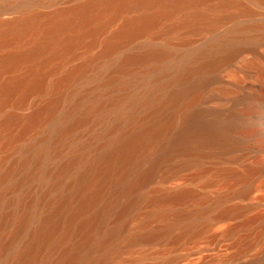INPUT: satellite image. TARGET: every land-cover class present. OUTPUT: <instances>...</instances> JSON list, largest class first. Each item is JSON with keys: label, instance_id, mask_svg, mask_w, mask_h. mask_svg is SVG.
Instances as JSON below:
<instances>
[{"label": "bare ground", "instance_id": "6f19581e", "mask_svg": "<svg viewBox=\"0 0 264 264\" xmlns=\"http://www.w3.org/2000/svg\"><path fill=\"white\" fill-rule=\"evenodd\" d=\"M1 49L0 113L50 97L0 118V264H264V0H83Z\"/></svg>", "mask_w": 264, "mask_h": 264}, {"label": "rangeland", "instance_id": "374dc122", "mask_svg": "<svg viewBox=\"0 0 264 264\" xmlns=\"http://www.w3.org/2000/svg\"><path fill=\"white\" fill-rule=\"evenodd\" d=\"M82 1L83 0H0V23L3 21L19 19V18L23 17L24 15H47V14L56 12L58 10H64L67 8H71V7L81 3ZM245 4L250 9H252L254 11H258V9L255 7V5L252 2L245 1ZM128 16H135V13H130ZM255 18L257 19V18H259V16H256ZM118 24H119L118 21L113 23L106 30L105 34L103 35V38H106L110 33H112L117 28ZM135 44H137V43H135ZM127 49H129V48H127ZM1 50L2 51H0V54L4 53L5 49L4 50L1 49ZM99 50H100L99 45L95 46L91 50H86V49L80 48V49L76 50L75 56L71 59L64 60V61L54 60L51 63V65H54V69H57L58 71L54 72V75H48L46 77V79H47L46 83L48 84L53 80L55 81L62 71H65L68 68L78 66L83 60L97 54L99 52ZM117 57H118L117 55H114L112 57V59L115 60V58H117ZM8 77H11V74H4L2 76V79H4V78L6 79ZM49 97H50V92H48V91L43 92L42 95L35 94L29 99L26 106L20 110L19 109L14 110L13 108H11L9 106L4 108L3 112L0 113V118L2 115L8 114V113H15L19 116H24V115L27 116L31 112V110L33 111V109H37V108L43 106ZM66 104H67L66 100H65V102H64V100H62L60 103L59 110L56 113V117L53 116L52 119H49L48 121L47 120L45 122L42 121L39 124L40 126H38V128H36L35 130L29 132L27 134L28 136L26 137V139L23 142H21L20 144H18V146L22 147L24 144L35 143V142L43 140V139L48 140V138L50 137L51 127L54 125L55 120L58 119L61 111L67 106ZM15 158H17L15 155L11 157V159H15ZM46 166H47V168L48 167H50L51 169L54 168V160L48 162V164ZM33 185L34 186L32 188V193H36V191L38 190L37 184H33ZM44 188H46V185H45V187H43V189ZM50 195H51V193H50ZM50 197H52V196H50ZM49 201H50V199L48 200V203H47L48 206H44L45 207L44 211L49 209V207H50Z\"/></svg>", "mask_w": 264, "mask_h": 264}]
</instances>
